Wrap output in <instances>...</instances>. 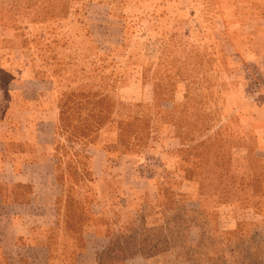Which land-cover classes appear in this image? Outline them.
<instances>
[{
  "label": "rangeland",
  "instance_id": "obj_1",
  "mask_svg": "<svg viewBox=\"0 0 264 264\" xmlns=\"http://www.w3.org/2000/svg\"><path fill=\"white\" fill-rule=\"evenodd\" d=\"M4 54L57 107L44 264H264V0H0Z\"/></svg>",
  "mask_w": 264,
  "mask_h": 264
},
{
  "label": "crops",
  "instance_id": "obj_2",
  "mask_svg": "<svg viewBox=\"0 0 264 264\" xmlns=\"http://www.w3.org/2000/svg\"><path fill=\"white\" fill-rule=\"evenodd\" d=\"M41 73L30 61L0 56V264H21V251L36 254L29 264L38 255L48 261L59 217L37 208L57 182V107Z\"/></svg>",
  "mask_w": 264,
  "mask_h": 264
}]
</instances>
